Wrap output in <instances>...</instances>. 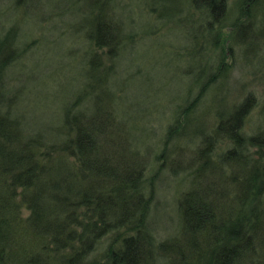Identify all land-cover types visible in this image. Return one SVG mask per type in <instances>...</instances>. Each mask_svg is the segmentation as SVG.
<instances>
[{"label":"rangeland","instance_id":"rangeland-1","mask_svg":"<svg viewBox=\"0 0 264 264\" xmlns=\"http://www.w3.org/2000/svg\"><path fill=\"white\" fill-rule=\"evenodd\" d=\"M246 1L226 0L225 18L211 30L207 15L191 0H0V38H7L6 49L12 51L4 64L6 93L0 111L23 135L43 140L51 149L71 134L64 127L68 109L99 122L102 151L114 163L121 158L134 174L141 172L139 194L152 199L144 228L152 243L177 241L184 228L181 198L209 174L206 169L195 180L189 172L208 157L217 164L230 146L218 125L252 98L242 132L252 136L262 129L264 43L250 48L234 33L247 19L251 3ZM258 11L251 10L252 22L257 14L260 19ZM98 16L119 23L122 34L113 48L95 40ZM207 144L210 155L200 153ZM59 146L56 159L65 154ZM236 169H226L228 180ZM222 189L224 210L229 211L235 207L233 186ZM19 209L27 225L23 220L31 211L24 204ZM83 211L80 206L78 214ZM23 236L16 245L20 259L27 254L23 247L32 246L39 235ZM118 236L117 231L104 234L81 264L106 263ZM69 249L55 248L57 259ZM157 264H165L163 257Z\"/></svg>","mask_w":264,"mask_h":264},{"label":"trees","instance_id":"trees-1","mask_svg":"<svg viewBox=\"0 0 264 264\" xmlns=\"http://www.w3.org/2000/svg\"><path fill=\"white\" fill-rule=\"evenodd\" d=\"M191 2L207 15L211 30L225 18L226 0ZM246 2L251 3L244 16L247 19H240L234 33L248 47L257 48L259 42L264 43V0ZM254 7L261 15L252 22ZM96 21L98 45L113 48L122 34L119 23L103 16ZM5 39L0 38V107L6 93L4 64L12 55ZM252 105V98H246L218 125L230 146L219 154L218 163H213L216 166L208 157L189 172L195 180L206 169L209 174L201 175V180L184 193L180 204L182 236L172 243H159L160 255L144 229L152 199L139 194L141 172L134 174L121 165V158L114 163L102 151L98 136L103 125L70 114L68 109L64 127L71 134L51 149L43 140L23 135L17 123L0 111V264H81L87 251L113 231L120 236L114 238L102 264H157L159 257L165 264H264V120L259 133L246 136L242 132ZM178 129L183 130L180 125ZM57 146L65 152L60 156L63 163L54 157ZM209 146L200 153L210 155ZM251 148H255L252 153ZM69 158L72 161L66 164ZM234 164L237 169L228 180L226 169ZM124 167L129 170L123 171ZM227 184L233 186L235 204L229 211L224 210L227 206L222 195V186ZM23 204L31 211L23 220L27 225L22 223L19 209ZM80 206L82 214H78ZM23 235L39 236L30 243L34 246L23 247L27 254L20 259L16 245ZM53 246L57 252L65 246L71 249L57 259Z\"/></svg>","mask_w":264,"mask_h":264}]
</instances>
